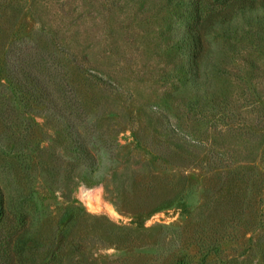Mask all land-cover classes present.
I'll return each instance as SVG.
<instances>
[{"label": "rangeland", "instance_id": "obj_1", "mask_svg": "<svg viewBox=\"0 0 264 264\" xmlns=\"http://www.w3.org/2000/svg\"><path fill=\"white\" fill-rule=\"evenodd\" d=\"M222 1L0 0V264H264V7Z\"/></svg>", "mask_w": 264, "mask_h": 264}, {"label": "trees", "instance_id": "obj_2", "mask_svg": "<svg viewBox=\"0 0 264 264\" xmlns=\"http://www.w3.org/2000/svg\"><path fill=\"white\" fill-rule=\"evenodd\" d=\"M222 4H224L222 8L208 14L207 17H205V19L207 21L213 19L214 20L220 19L226 21L230 19V16L232 15L233 11H235V7H237L238 9H242V8L256 9L259 7H264V0H224L222 1ZM197 5L200 6V3ZM196 12L197 14L200 13L198 8Z\"/></svg>", "mask_w": 264, "mask_h": 264}]
</instances>
